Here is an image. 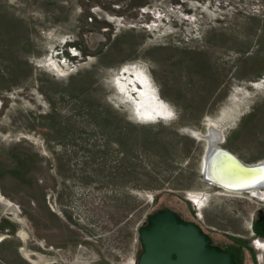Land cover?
Wrapping results in <instances>:
<instances>
[{
  "label": "rangeland",
  "instance_id": "374dc122",
  "mask_svg": "<svg viewBox=\"0 0 264 264\" xmlns=\"http://www.w3.org/2000/svg\"><path fill=\"white\" fill-rule=\"evenodd\" d=\"M211 127L264 162V0H0V264H137L167 206L264 264Z\"/></svg>",
  "mask_w": 264,
  "mask_h": 264
},
{
  "label": "water",
  "instance_id": "95a60500",
  "mask_svg": "<svg viewBox=\"0 0 264 264\" xmlns=\"http://www.w3.org/2000/svg\"><path fill=\"white\" fill-rule=\"evenodd\" d=\"M215 153V148L207 149L204 162H211ZM228 156L249 172L264 167L260 163L244 164L231 152H228ZM259 182L248 183V187L258 185ZM148 221L150 225L140 229L143 253L137 264H232L229 253L208 247L205 234L193 223L180 222L174 211L167 209L154 217L149 216Z\"/></svg>",
  "mask_w": 264,
  "mask_h": 264
},
{
  "label": "bare ground",
  "instance_id": "6f19581e",
  "mask_svg": "<svg viewBox=\"0 0 264 264\" xmlns=\"http://www.w3.org/2000/svg\"><path fill=\"white\" fill-rule=\"evenodd\" d=\"M203 139L206 142V150L215 148L216 152L215 158L211 162L206 163L203 160L201 172L206 182L218 187L222 195L243 197L245 194H250L260 198L264 197L262 192L264 189V182L262 183L264 167L261 170L250 172L242 168L240 163L228 156L229 151L221 147V142L224 139L223 134L212 127L209 128L208 134L203 136ZM242 163L244 162L242 161ZM260 165L264 166V162H261ZM256 181L261 182L258 185L248 187L250 186L248 183H255ZM0 197H2L1 193ZM36 207L44 208V199L41 193L37 195ZM21 236L25 239L26 233L21 232ZM133 264H136V261Z\"/></svg>",
  "mask_w": 264,
  "mask_h": 264
},
{
  "label": "flooded vegetation",
  "instance_id": "af4514ba",
  "mask_svg": "<svg viewBox=\"0 0 264 264\" xmlns=\"http://www.w3.org/2000/svg\"><path fill=\"white\" fill-rule=\"evenodd\" d=\"M161 213V212H160ZM159 213L151 216H156ZM184 224L193 223L205 234L208 241L207 246L215 248L220 252L229 253L231 255L232 264H256V254L253 253L252 246L249 242L231 240L227 242L220 235L209 230V228L201 221L184 219ZM253 235L258 242L264 243V208H258L255 223L253 224ZM249 239V238H248Z\"/></svg>",
  "mask_w": 264,
  "mask_h": 264
},
{
  "label": "trees",
  "instance_id": "16d2710c",
  "mask_svg": "<svg viewBox=\"0 0 264 264\" xmlns=\"http://www.w3.org/2000/svg\"><path fill=\"white\" fill-rule=\"evenodd\" d=\"M168 196H169L170 198L173 197L172 194H168ZM173 203L177 204V203H179V202H178V201H176V202L173 201ZM167 209H170V210L174 211V212L177 214L178 220H179L180 222H183V221H184V218H183L182 214H180L177 210L173 209L172 206H170V207L167 206L165 209L157 210V211L154 212L152 215H155V214H157V213L163 212V211H165V210H167ZM150 216H151V215H150ZM185 219H186V218H185ZM149 225H150V222L148 221V218H146V221L143 223V225H141V226H142L141 228H143V227H147V226H149ZM141 228H140V229H141ZM140 229H139V233H140ZM140 242H141V241H140ZM141 245H142V244H141ZM142 248H143V246H142ZM142 253H143V251H142ZM142 253H141V254H142ZM138 261H139V259H138ZM138 261H137V263H138Z\"/></svg>",
  "mask_w": 264,
  "mask_h": 264
},
{
  "label": "snow or ice",
  "instance_id": "6c2138e0",
  "mask_svg": "<svg viewBox=\"0 0 264 264\" xmlns=\"http://www.w3.org/2000/svg\"><path fill=\"white\" fill-rule=\"evenodd\" d=\"M169 115H171V113H169Z\"/></svg>",
  "mask_w": 264,
  "mask_h": 264
}]
</instances>
